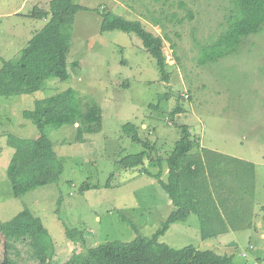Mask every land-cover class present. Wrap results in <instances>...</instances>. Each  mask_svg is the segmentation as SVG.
<instances>
[{"label":"rangeland","instance_id":"1","mask_svg":"<svg viewBox=\"0 0 264 264\" xmlns=\"http://www.w3.org/2000/svg\"><path fill=\"white\" fill-rule=\"evenodd\" d=\"M50 1L0 0V68L3 59L14 58L45 25L46 20L31 14L36 7L47 9ZM76 2L140 18L146 29L164 38L168 76L162 77L136 34L102 32V14L80 10L68 54L71 78L49 79L44 89L33 93L0 96V263L8 249L2 226L24 210L42 219L55 246L54 260L59 262L109 241L150 237L162 227L175 206L159 179L144 172L148 168L157 173L160 165L148 158L136 168L117 163L145 149L123 132V125L133 122L142 138L154 145L153 159L170 155L182 136L181 124H187L197 140L194 150L206 147L221 153L215 157L220 161L216 166L228 167L229 181L235 186L230 211L239 212L248 223L238 231L203 239L200 219L192 213L186 221L174 222L160 241L174 248L193 245L230 254L234 264H264V22L237 51L203 63L204 46L226 29L229 0ZM154 17L160 19L159 25ZM69 87L81 98L84 122L92 104L102 107V119L95 127L49 126L47 134L64 161L60 180L16 197L7 175L15 152L9 136L37 138L38 127L24 111L33 109L38 99ZM162 177L168 180L166 163ZM87 180L98 187L80 192ZM67 227L79 229L84 241L69 239ZM8 254L27 264L18 249L9 248Z\"/></svg>","mask_w":264,"mask_h":264},{"label":"trees","instance_id":"2","mask_svg":"<svg viewBox=\"0 0 264 264\" xmlns=\"http://www.w3.org/2000/svg\"><path fill=\"white\" fill-rule=\"evenodd\" d=\"M229 1L230 8L225 15L226 29L216 40L204 46L201 59L203 63L217 62L223 56L237 51L243 39L260 31L264 22V0ZM184 4L181 2V5ZM80 10L102 14V32L120 30L136 34L156 60L162 77L168 76L169 64L164 50V38L146 29L140 18L131 19L100 8H89L76 0H51L47 9L36 7L31 14L46 20L45 25L14 58L3 59L0 68V96L33 93L44 89L49 79L63 81L71 78L68 54L71 50L76 14ZM154 20L156 25L160 24L159 18L154 17ZM73 64L75 66L77 62ZM175 110L179 111L180 108ZM102 113L99 105H88L84 122L81 98L70 87L38 99L33 109L25 110L24 116L35 123L40 134L37 138L9 136V144L15 149L7 168L13 194L19 197L32 189L60 180L64 161L47 134L49 126L60 127L77 123L80 127L86 123V128L95 127L101 121ZM180 128L182 136L170 155L166 159H153L150 150L154 149V145L142 138L139 127L133 122H127L122 127L123 132L133 142L142 144L145 149L128 154L117 163L126 169L142 165L147 158L151 163H158L161 168L157 173L148 168L144 172L159 179L175 206L162 227L152 236L139 235L130 242L109 241L89 247L83 252H75L67 261L59 262L54 260L55 246L42 219L31 210H24L14 220L2 226L6 241H9L6 243L8 249H18V255L24 254L22 262L27 264H234L233 255L230 254H219L211 249L202 250L193 245L174 248L160 241V237L174 222L186 221L192 213L200 219L203 239L230 230L238 231L243 228V224H248L239 212L237 214L236 211H230L231 199L236 200L235 186L229 181L228 167L216 166L220 161L215 157L222 154L206 147L194 150L198 143L192 137L190 127L181 124ZM164 162L168 167L167 181L162 177ZM231 173L237 175L235 172ZM112 177L113 174L106 182L107 186L111 185ZM96 187V184L87 180L79 190L84 192ZM219 207L224 210L223 215L220 214ZM66 233L75 242L84 241L82 232L77 228L67 227ZM8 249L0 264H19L20 262L13 260L8 254Z\"/></svg>","mask_w":264,"mask_h":264},{"label":"built area","instance_id":"3","mask_svg":"<svg viewBox=\"0 0 264 264\" xmlns=\"http://www.w3.org/2000/svg\"><path fill=\"white\" fill-rule=\"evenodd\" d=\"M251 248H253V246H252V245H251ZM243 254H244V256H246V255H247L245 252H244Z\"/></svg>","mask_w":264,"mask_h":264},{"label":"crops","instance_id":"4","mask_svg":"<svg viewBox=\"0 0 264 264\" xmlns=\"http://www.w3.org/2000/svg\"><path fill=\"white\" fill-rule=\"evenodd\" d=\"M25 1H31V0H25Z\"/></svg>","mask_w":264,"mask_h":264}]
</instances>
